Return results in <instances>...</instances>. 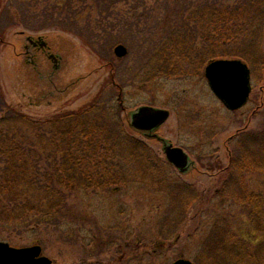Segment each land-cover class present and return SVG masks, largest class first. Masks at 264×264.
<instances>
[{
	"label": "rangeland",
	"instance_id": "374dc122",
	"mask_svg": "<svg viewBox=\"0 0 264 264\" xmlns=\"http://www.w3.org/2000/svg\"><path fill=\"white\" fill-rule=\"evenodd\" d=\"M214 1H0V114L18 111L42 125L98 99L112 108L107 116L113 131L106 133L114 143L118 132L127 133L166 161L161 140L131 125L138 106L166 107L171 115L157 133L185 147L196 162L185 173L162 162L143 174L133 171L131 155L139 150L128 144L123 155L130 156L129 173L141 178L69 193L62 214L0 218V240L41 244L52 264H172L179 257L197 264H264V227L255 225L237 197L244 191L264 198V167L256 166H264V29L262 50L252 62L253 89L241 109L229 110L211 90L208 61L170 74L154 70L158 47L174 31H184L183 21L194 24L197 7ZM27 35L43 36L62 55V66L54 68L44 51L27 55ZM120 43L128 48L122 57L114 50ZM31 125H25L28 135ZM6 127L0 125V135ZM239 131L240 146L231 140ZM50 150L38 152L43 166L60 159L62 152ZM248 151L256 158L251 165ZM154 178L160 181L156 188L145 183Z\"/></svg>",
	"mask_w": 264,
	"mask_h": 264
},
{
	"label": "trees",
	"instance_id": "16d2710c",
	"mask_svg": "<svg viewBox=\"0 0 264 264\" xmlns=\"http://www.w3.org/2000/svg\"><path fill=\"white\" fill-rule=\"evenodd\" d=\"M195 13L191 16L194 26L188 27L183 21L186 31H174L156 50L154 70L159 71L158 74L184 70L187 65L194 69L205 61L220 57H239L252 67L262 50L264 0H215L206 9L197 7ZM100 104L97 99L84 109L57 114L42 125L18 111L8 109L0 114V125H7L6 132L0 135V156L4 164L0 165L1 219L16 221L33 212L44 216L62 214L69 193L83 188L109 189L132 180L131 176L141 178L129 173L130 156L123 155L128 144L140 152L131 155L135 161L133 171L137 168L138 172L150 174L151 168L157 171L158 163L168 164L153 150L151 155L146 152L149 147L127 133L118 132L122 135L114 143L106 133L113 131L107 116L112 113V108ZM100 118L107 120L98 122ZM32 123L33 135H28L24 132L28 130L25 125ZM38 126L48 128V131L37 134ZM242 135L244 133L236 137L239 146ZM39 144L42 145L40 149ZM53 148L62 152L58 155L60 159L56 157L57 161H47L43 166L44 157L39 156V150L51 151ZM247 155L245 159L251 165L256 158L249 151ZM253 155L256 156L255 151ZM145 183L156 188L154 185H159L160 181L154 178ZM27 188L34 189V194L26 196L24 190ZM258 195L261 202H258ZM261 195L243 191L237 196L249 208L248 215L259 229L264 227V198Z\"/></svg>",
	"mask_w": 264,
	"mask_h": 264
},
{
	"label": "water",
	"instance_id": "95a60500",
	"mask_svg": "<svg viewBox=\"0 0 264 264\" xmlns=\"http://www.w3.org/2000/svg\"><path fill=\"white\" fill-rule=\"evenodd\" d=\"M118 56L127 54L125 45L119 44L115 48ZM209 85L223 103L232 110L242 107L249 99L252 82L251 69L248 64L237 58H219L209 62L205 68ZM170 116L167 108L152 105L139 106L131 114V125L139 130L153 131L161 126ZM161 137L154 133L149 134ZM164 152L169 162L180 171L188 170L189 154L184 148L168 143L164 138ZM53 259L43 254L40 244L16 247L6 241H0V264H52ZM172 264H196L184 257L176 259Z\"/></svg>",
	"mask_w": 264,
	"mask_h": 264
},
{
	"label": "flooded vegetation",
	"instance_id": "af4514ba",
	"mask_svg": "<svg viewBox=\"0 0 264 264\" xmlns=\"http://www.w3.org/2000/svg\"><path fill=\"white\" fill-rule=\"evenodd\" d=\"M0 1L3 2V0ZM27 41L28 44H26L24 47L27 55H29V53L33 52L34 50H38L40 52L44 51L52 61L54 68H60L62 66V55L58 52H54L48 43L45 44V39L43 36L40 35L37 38H34V36L27 35ZM29 57L31 58L32 56L30 55Z\"/></svg>",
	"mask_w": 264,
	"mask_h": 264
}]
</instances>
